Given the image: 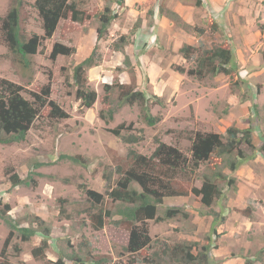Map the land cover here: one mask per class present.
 <instances>
[{
	"label": "rangeland",
	"instance_id": "374dc122",
	"mask_svg": "<svg viewBox=\"0 0 264 264\" xmlns=\"http://www.w3.org/2000/svg\"><path fill=\"white\" fill-rule=\"evenodd\" d=\"M13 1L0 0V77L19 84L22 94L31 100L35 92L49 85L50 99L67 115L55 117L51 107L45 105L26 140L0 144V210L8 204L9 213L22 225H30L38 215L51 228L45 257L32 254L42 240L41 233L29 241L15 237L3 256L9 228L0 219V264H94L101 256L107 257V264L132 258L134 264H152V259L153 264H175L165 244L198 242L200 248L210 241L212 264H237L231 260L237 254L264 264V153L245 161L234 174L224 169L237 177L236 188L216 180L222 194L211 207L204 206L190 191L201 186L205 174L211 175L207 163L196 172L179 173L178 181L189 193L166 197L159 213L165 206H179L189 216L148 220L152 242L136 255L125 250L131 224L114 223L121 217L115 212L117 202L107 194L108 178L111 176V185H115L118 167L127 169L133 163L128 155L130 149L151 156L160 140L191 157L197 132L223 133L231 125L251 127L256 145L264 139V30L259 28V23L264 22V0H125L123 6L117 0H72L85 12L84 21H74L70 15L61 19L51 38H41L29 68L9 51L1 34V18ZM35 1L25 0L21 8V27L27 39L34 34L44 35ZM107 5L119 16L99 41L101 60L87 69L88 82L96 90L97 99L91 107H85L76 97L73 68L96 44L99 16ZM169 9L178 11L191 27L168 18L165 13ZM209 17L217 22V29L211 28ZM139 19L140 26L125 51L112 49V42L121 34H129ZM192 26L204 28L205 32L199 33ZM56 42L74 46L77 51L53 58ZM226 43L235 53L236 71L204 78L188 72L204 49ZM185 44L194 47L191 61L181 52ZM126 54L134 69L124 63ZM177 65L184 66L185 71L176 70ZM114 82L130 84L150 96L152 114L161 117L158 123L148 125L137 104L124 105L109 122L103 119L101 111L107 113L109 108L104 100L105 84ZM120 124L125 127L123 134L143 132V139L124 142L111 131ZM70 155H78L82 161L74 162ZM15 173L29 178L31 184L13 185L11 175ZM86 188L103 194L105 202L101 206L113 210L100 229L92 226L87 215L91 200L83 192ZM62 207L67 210L65 216L60 212ZM214 212L218 214L216 232L211 230ZM15 244L21 247L19 252Z\"/></svg>",
	"mask_w": 264,
	"mask_h": 264
},
{
	"label": "trees",
	"instance_id": "16d2710c",
	"mask_svg": "<svg viewBox=\"0 0 264 264\" xmlns=\"http://www.w3.org/2000/svg\"><path fill=\"white\" fill-rule=\"evenodd\" d=\"M201 1L199 0L198 3ZM25 0H14L2 21V32L4 42L9 51L19 59L24 67L29 68L32 64V55L38 50L41 38H51L61 21L69 15L74 21H84L86 14L78 8L76 2L72 0H36L35 6L42 19L44 35L34 34L27 39L21 27V8ZM121 6L125 5V0H117ZM162 10H160L161 12ZM164 14V12H161ZM165 15L179 23L183 27L190 28L191 25L184 22L181 15L175 10L166 11ZM111 6H105L99 16V24L96 27L97 42L91 53L77 63L73 68L74 85L76 86V97L81 100L85 107H91L97 99L96 90L92 89L87 76V69L96 65L101 60L99 52V41L105 38L109 32V27L114 19L118 17ZM140 19L134 25L129 34H121L119 38L112 42L111 47L117 51H125V47L133 41V35L140 26ZM208 23L213 30L217 29V22L209 17ZM199 33H204L205 29L192 26ZM260 30H264V22L259 23ZM194 47L185 44L181 47V52L187 61L193 59ZM77 48L68 46L62 42H56L53 46L51 56L72 55ZM264 59V52H263ZM124 63L133 68L129 55H125ZM178 71H185L181 65L175 66ZM238 69L233 48L229 44H222L204 49L196 57L195 67L188 70L189 73L198 78L206 75H216L218 73L230 74ZM105 98L109 103L107 113L101 111L100 115L106 121L114 118V114L124 105L137 104L140 108V116L144 121L154 126L160 120V116H155L151 112V97L143 90L130 84L120 82L105 84ZM51 87L45 85L40 92L34 93V99H28L22 94V87L7 79L0 77V144L19 143L27 138L28 130L38 118L40 109L45 105L51 107V114L55 117H65L67 114L61 106L50 99ZM155 99L163 104L159 96L154 95ZM124 124H120L111 131L127 143H137L143 139L144 134H123ZM264 138V135H263ZM259 153H264V139L256 145L253 140L251 127L240 128L231 125L223 133L217 132H197L191 146V157L183 153L176 146L158 140V145L151 156L139 153L135 149L129 150V157L132 164L127 168L118 167L119 178L115 185H111V176L108 178L110 187L107 190L108 196L117 202L116 213L120 215L119 220L114 223L119 225L122 221L131 224L128 244L125 250L133 255L139 254L143 249L149 247L152 238L149 234L148 220L165 221L173 219L179 215L188 217L189 212L179 206H165L163 213L159 209L164 205L166 197L176 195H187L189 190L180 185L178 174L196 172L200 166L207 163L212 169L211 175L205 174L200 187L191 188V192L200 198L201 203L206 207H211L215 200L222 194V188L216 180L226 181L228 187H235L237 177L224 171L228 168L233 174L248 159L255 158ZM74 162L82 161L78 155L68 156ZM33 181L34 177L31 176ZM13 185H30L29 178H21L18 174L11 175ZM36 181L34 182V185ZM84 193L91 200L87 205V215L92 226L96 229L104 227L109 217L113 215V210L101 206L105 202L104 195L92 190L84 189ZM9 205L0 210V219L9 228L8 237L5 240L2 255L6 256L9 247L12 246L13 239L19 237L22 241H29L35 235L41 233L42 240L38 246L32 250L36 258H43L49 247L51 228L41 216H34L30 225H22L9 213ZM61 214L67 215V210L62 207ZM215 218L212 225V232H216V222L218 214L214 212ZM169 249V256L175 264H212L211 245L212 242L199 248L198 242H179L172 245L165 244ZM16 251L21 247L15 244ZM167 252V250H166ZM74 257V256H73ZM78 261L79 255H75ZM244 264H257L254 258L244 257ZM83 260H81L82 262ZM109 260L101 256L94 261V264H107ZM111 262V261H110ZM135 259L114 262L111 264H134ZM155 260H151L153 264Z\"/></svg>",
	"mask_w": 264,
	"mask_h": 264
},
{
	"label": "crops",
	"instance_id": "0c3cea01",
	"mask_svg": "<svg viewBox=\"0 0 264 264\" xmlns=\"http://www.w3.org/2000/svg\"><path fill=\"white\" fill-rule=\"evenodd\" d=\"M176 11V10H175ZM178 12V11H177ZM96 37H97V35H96ZM217 253V252H216ZM216 253H215V255H216ZM238 256L236 257V258H234V259H231V260H234V261H237V264H242V262H244V258H242L239 254H237ZM234 261H232V262H234ZM245 263V262H244ZM257 263V262H256ZM224 264H227V261H224Z\"/></svg>",
	"mask_w": 264,
	"mask_h": 264
}]
</instances>
